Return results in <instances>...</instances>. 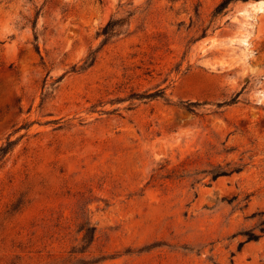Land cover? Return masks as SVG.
<instances>
[{
	"label": "rangeland",
	"instance_id": "rangeland-1",
	"mask_svg": "<svg viewBox=\"0 0 264 264\" xmlns=\"http://www.w3.org/2000/svg\"><path fill=\"white\" fill-rule=\"evenodd\" d=\"M220 2L0 0V264H264V0Z\"/></svg>",
	"mask_w": 264,
	"mask_h": 264
},
{
	"label": "trees",
	"instance_id": "trees-1",
	"mask_svg": "<svg viewBox=\"0 0 264 264\" xmlns=\"http://www.w3.org/2000/svg\"><path fill=\"white\" fill-rule=\"evenodd\" d=\"M232 1H237V0H221V2L214 8L213 15L214 16L219 15L224 9H226L228 4L231 3ZM239 1L246 2L248 0H239ZM119 23L120 21L110 20L104 25V27L100 31V35L104 38V41H106L108 37L112 36L116 28L120 27ZM86 62H85V65L86 64L91 65V63L93 62V59H91L87 63ZM160 95H162L161 92H156V93L148 94L146 98L160 97ZM12 145H13V142L6 140L5 143L2 146H0V157H3L6 153H8ZM217 176L219 175H213L212 179L214 180Z\"/></svg>",
	"mask_w": 264,
	"mask_h": 264
},
{
	"label": "bare ground",
	"instance_id": "bare-ground-1",
	"mask_svg": "<svg viewBox=\"0 0 264 264\" xmlns=\"http://www.w3.org/2000/svg\"><path fill=\"white\" fill-rule=\"evenodd\" d=\"M258 3H263L262 1L258 2Z\"/></svg>",
	"mask_w": 264,
	"mask_h": 264
}]
</instances>
